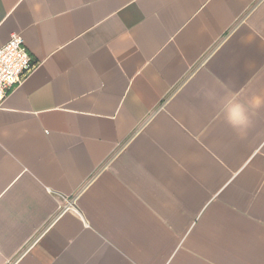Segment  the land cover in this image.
Instances as JSON below:
<instances>
[{
	"label": "crops",
	"instance_id": "crops-1",
	"mask_svg": "<svg viewBox=\"0 0 264 264\" xmlns=\"http://www.w3.org/2000/svg\"><path fill=\"white\" fill-rule=\"evenodd\" d=\"M12 35L0 264H264V107L222 115L264 95V0H0Z\"/></svg>",
	"mask_w": 264,
	"mask_h": 264
},
{
	"label": "built area",
	"instance_id": "built-area-1",
	"mask_svg": "<svg viewBox=\"0 0 264 264\" xmlns=\"http://www.w3.org/2000/svg\"><path fill=\"white\" fill-rule=\"evenodd\" d=\"M34 67L35 63L31 61L23 37L12 35L0 47V105ZM66 209L67 207L63 208Z\"/></svg>",
	"mask_w": 264,
	"mask_h": 264
},
{
	"label": "clouds",
	"instance_id": "clouds-1",
	"mask_svg": "<svg viewBox=\"0 0 264 264\" xmlns=\"http://www.w3.org/2000/svg\"><path fill=\"white\" fill-rule=\"evenodd\" d=\"M264 107V95H253L241 100L236 94H229L222 106L224 121L240 136L252 126V117Z\"/></svg>",
	"mask_w": 264,
	"mask_h": 264
}]
</instances>
